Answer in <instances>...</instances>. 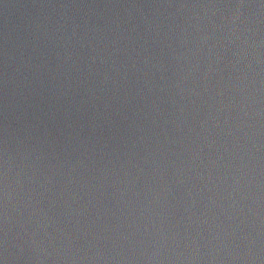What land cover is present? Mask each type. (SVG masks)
I'll return each instance as SVG.
<instances>
[{"label":"water","instance_id":"water-1","mask_svg":"<svg viewBox=\"0 0 264 264\" xmlns=\"http://www.w3.org/2000/svg\"><path fill=\"white\" fill-rule=\"evenodd\" d=\"M0 264H264V0H0Z\"/></svg>","mask_w":264,"mask_h":264}]
</instances>
